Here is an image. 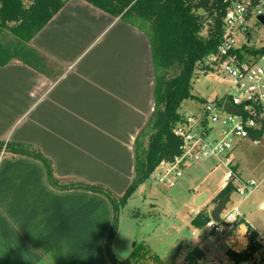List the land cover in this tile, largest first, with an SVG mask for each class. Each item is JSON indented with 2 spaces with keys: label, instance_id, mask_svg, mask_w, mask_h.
Here are the masks:
<instances>
[{
  "label": "crops",
  "instance_id": "0c3cea01",
  "mask_svg": "<svg viewBox=\"0 0 264 264\" xmlns=\"http://www.w3.org/2000/svg\"><path fill=\"white\" fill-rule=\"evenodd\" d=\"M140 20L114 17L85 0L66 2L30 41L45 59L42 68L0 64V142L38 148L61 181L124 195L163 107L157 89L164 69ZM232 157L242 177L263 179L264 131L239 141ZM257 192L264 211V185ZM113 219L105 196L57 190L40 161L0 153V264H112L106 244ZM118 234L119 228L112 247Z\"/></svg>",
  "mask_w": 264,
  "mask_h": 264
},
{
  "label": "trees",
  "instance_id": "16d2710c",
  "mask_svg": "<svg viewBox=\"0 0 264 264\" xmlns=\"http://www.w3.org/2000/svg\"><path fill=\"white\" fill-rule=\"evenodd\" d=\"M69 0H0V35L11 27V40L0 43V64L22 62L35 69L42 68L45 59L31 46L33 36L43 28ZM114 17L127 18L134 14L151 25L156 64L168 68L173 64L181 67L179 74L163 78L157 89V104L162 111L153 121L156 132L149 139L144 161L136 158L135 177L121 197L110 190L81 181L59 180L52 162L36 147L28 144L0 142V153L6 151L40 161L45 166L51 186L57 190L80 189L105 196L114 209V219L107 237L106 250L112 264H136L140 251L134 249L125 260H119L112 252L113 240L117 234L120 210L127 204L137 187L148 181L152 171L163 159H170L178 153L179 140L172 130L181 119V106L185 100L194 99L193 79L201 62L215 52L220 44V23L225 13L224 0H85ZM202 11L203 13H199ZM205 15V16H203ZM210 17L215 27L210 35L203 36L204 19ZM13 24V25H9ZM13 26V27H12ZM259 132L258 135H261ZM231 194V189L218 194L220 200ZM200 220V221H199ZM209 217L200 213L194 220L195 226L207 223ZM142 246V245H141ZM140 246V247H141ZM254 250V248L252 247ZM192 253H198L195 249ZM230 258H243L228 250ZM161 264L159 259H155Z\"/></svg>",
  "mask_w": 264,
  "mask_h": 264
},
{
  "label": "built area",
  "instance_id": "2783aa9c",
  "mask_svg": "<svg viewBox=\"0 0 264 264\" xmlns=\"http://www.w3.org/2000/svg\"><path fill=\"white\" fill-rule=\"evenodd\" d=\"M225 13L220 23V44L217 50L203 59L196 75L212 81L219 76L228 82L224 93L219 89L213 102L205 101L198 112L183 110L173 128L179 140L178 153L163 159L148 180L174 188L182 180L188 166L214 160L223 167L220 190L231 189L242 200L252 196L264 185L261 180L244 178L234 170L232 152L242 140L264 131V38L258 41L253 31H264V0H224ZM215 27L212 18L203 22V36ZM231 105L239 111L226 110ZM228 196L220 213V221L211 218L207 227L223 238L228 250L243 256L230 258L231 264H264V234L251 226L238 203L228 208ZM254 248V250L252 249Z\"/></svg>",
  "mask_w": 264,
  "mask_h": 264
},
{
  "label": "rangeland",
  "instance_id": "374dc122",
  "mask_svg": "<svg viewBox=\"0 0 264 264\" xmlns=\"http://www.w3.org/2000/svg\"><path fill=\"white\" fill-rule=\"evenodd\" d=\"M138 24L153 34L149 23L140 20ZM11 31V27L4 29L0 35L1 45L12 42ZM252 37L258 41V38H264V31H253ZM163 69L166 80L179 74L181 67L178 64L171 65L169 78L167 68ZM193 80L194 99L182 103L183 109L190 112H198L205 101L213 102L219 89L225 93L229 85L219 76L207 81L205 77L196 75ZM153 121L145 136L146 146L138 151L140 162L144 161L149 139L156 132L152 128ZM217 164L214 160L191 164L174 188L151 180L142 182L120 210L119 234L112 247L116 258H120L118 254L124 256L123 253L136 248L140 251L136 264H157L155 259H159L161 264H172V257L182 245L174 264H231L223 238L208 228L206 223L200 226L193 224L200 213L209 217V213L220 202L216 195L220 191L225 169L217 167ZM204 194L207 195L206 200L198 205V198ZM258 198L259 193L255 192L242 204L241 210L253 225L264 230V211L261 206L259 208ZM230 200L228 208L240 203L242 198L231 193ZM195 249L198 253H192Z\"/></svg>",
  "mask_w": 264,
  "mask_h": 264
},
{
  "label": "water",
  "instance_id": "95a60500",
  "mask_svg": "<svg viewBox=\"0 0 264 264\" xmlns=\"http://www.w3.org/2000/svg\"><path fill=\"white\" fill-rule=\"evenodd\" d=\"M259 20L262 21L264 23V16H260ZM226 110L232 112V113H237L239 111V109L231 106V105H227L226 106ZM207 195L204 194L202 196H200L197 200L198 205H202L203 202L206 200ZM228 196H226L224 199L220 200V202L218 203V205L211 211V218L214 219L215 221L219 222L220 221V213L222 211V209L224 208L225 202L227 200ZM264 207V205H263ZM182 245L179 246V248L177 249V252L175 253V255L172 257V264H174V261L176 259V257L179 254V250L181 249Z\"/></svg>",
  "mask_w": 264,
  "mask_h": 264
}]
</instances>
